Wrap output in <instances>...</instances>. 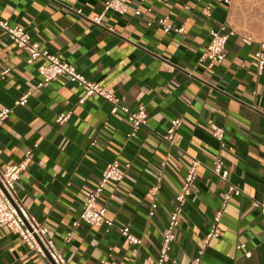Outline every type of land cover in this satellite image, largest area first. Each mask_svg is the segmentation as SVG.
<instances>
[{
    "label": "crops",
    "instance_id": "crops-1",
    "mask_svg": "<svg viewBox=\"0 0 264 264\" xmlns=\"http://www.w3.org/2000/svg\"><path fill=\"white\" fill-rule=\"evenodd\" d=\"M105 1L0 0L1 20L24 27L42 49L100 82L131 112L140 105L148 111L147 125L131 137L125 112L113 113L112 103L99 95L80 103L84 91L68 77L37 88L41 61L29 63L27 52L0 29V73L10 69L0 79V108H13L0 121V160L17 163L33 150L16 185L21 202L72 264H156L176 195L196 159L198 177L172 245L177 262L166 264H191L203 248L199 264H264V215L252 205L264 195V73L257 74L255 56L264 42V0H130L141 6L140 15L106 10ZM166 16L184 32H165L155 19ZM223 25L234 34L226 59L210 68L201 56L211 30ZM29 90L27 104L17 105ZM67 111L70 119L58 123ZM176 118L183 123L171 144L163 136ZM209 119L226 129L223 150ZM218 156L243 194L228 204L223 235L204 247L229 184L210 170ZM116 159L131 167L100 198L114 225L83 222L66 242L89 190ZM160 170L158 208L151 215L150 189ZM125 225L141 244L121 234ZM241 243L245 247L238 249ZM0 264L43 261L17 233L0 226Z\"/></svg>",
    "mask_w": 264,
    "mask_h": 264
},
{
    "label": "built area",
    "instance_id": "built-area-1",
    "mask_svg": "<svg viewBox=\"0 0 264 264\" xmlns=\"http://www.w3.org/2000/svg\"><path fill=\"white\" fill-rule=\"evenodd\" d=\"M140 1L142 3L146 0ZM225 2L229 3L230 0H225ZM105 9L115 11L122 15L128 13H131L132 15H140L142 13L141 6H134L130 0H106ZM78 12L81 13L82 10L79 9ZM94 20L100 23L102 16L95 17ZM155 21L159 23L167 33L172 31L183 33L185 30L183 26L174 27L173 24L170 23L168 16L158 17ZM151 23L152 22L149 24ZM0 29L4 30L19 48L27 52V61L29 63L41 61L38 70L42 79L38 82L37 88L48 86L52 81L59 77L66 76L82 87L84 95L80 98V103H84L89 96L99 95L112 103L113 113H117L120 110L125 112L126 116L133 124V129L129 134L131 137L135 136L140 128L147 125L148 111L145 105H140L137 111L131 112L128 108L121 105L120 97L108 91L100 82L90 80L83 73L79 72L74 64L61 59L49 49H42L38 42L32 40L31 35L24 27L13 26L8 21L0 19ZM233 34L234 31L229 30L225 25L218 29H212L211 39L204 49L201 61H207L208 66L211 68L216 62L225 60L227 57V44ZM255 56L257 60V74L262 75L264 73V42H261ZM9 70L10 69H5L2 71L0 73V79H4L9 73ZM31 94L32 91L30 90L25 92L16 101V104L26 105ZM12 112V107L0 108V121L6 120ZM70 117L71 111L62 112L58 115L57 122L64 123L68 121ZM182 123L183 121L181 118L172 120L171 125L163 138L172 144L174 134ZM208 123L213 136L218 139L221 149L223 150L226 147L225 127L219 125L212 119H209ZM32 158L33 150L28 149L24 158L17 163L3 165L0 160V226L7 227L11 231L17 233L27 243L31 250L38 253L43 264H72L65 258L55 241L49 237L48 228L28 211L19 198L16 185L21 179L23 172L32 161ZM199 165H201V162L194 159L185 176L184 184L176 195L175 204L169 215L166 232L156 264L177 262L171 255L172 245L176 240L177 229L181 221L184 206L193 193L194 185L198 177L197 169ZM130 167V163L123 165L120 160L116 159L104 169L98 184L89 190L87 198L83 203L79 219L73 222L72 228L68 231L65 237L66 242L72 240L74 230L83 222L96 227L106 226L108 229L114 225V221L107 216V207L100 202V198L109 182H120L128 176ZM210 170L229 184L224 193L222 204L214 213L210 230L204 238V247L207 246L210 240L223 235L220 223L228 204L234 196L243 194L242 189L238 185L229 181V170L225 167L221 156L215 158ZM162 178L163 171L160 170L158 172L156 185L150 189V192L153 195V203L150 212L151 215H154L156 208H158ZM252 205L264 215V195L259 199H252ZM120 232L130 244L139 245L142 243V238L132 231L130 225L121 227ZM244 247V243L238 244L237 246L238 249ZM203 253L204 248L199 251L198 257L193 259L191 264H199L200 255ZM245 255L250 257L252 253L251 251H247Z\"/></svg>",
    "mask_w": 264,
    "mask_h": 264
}]
</instances>
